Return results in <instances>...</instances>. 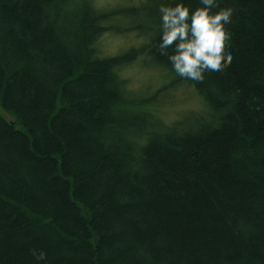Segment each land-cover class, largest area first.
<instances>
[{"label": "trees", "instance_id": "obj_1", "mask_svg": "<svg viewBox=\"0 0 264 264\" xmlns=\"http://www.w3.org/2000/svg\"><path fill=\"white\" fill-rule=\"evenodd\" d=\"M173 2L0 0V264H264V0H220L233 59L202 83L158 53ZM139 58L169 81L129 90ZM181 87L203 109L165 120Z\"/></svg>", "mask_w": 264, "mask_h": 264}, {"label": "clouds", "instance_id": "obj_2", "mask_svg": "<svg viewBox=\"0 0 264 264\" xmlns=\"http://www.w3.org/2000/svg\"><path fill=\"white\" fill-rule=\"evenodd\" d=\"M198 3V7L191 8L183 0H174L160 6L161 28L156 47L180 78L202 83L206 77L222 76L231 65L233 56L226 48L232 10L220 8V0Z\"/></svg>", "mask_w": 264, "mask_h": 264}, {"label": "rangeland", "instance_id": "obj_3", "mask_svg": "<svg viewBox=\"0 0 264 264\" xmlns=\"http://www.w3.org/2000/svg\"><path fill=\"white\" fill-rule=\"evenodd\" d=\"M125 0H96V4L101 8H108L116 3L124 2ZM117 26L123 25L121 20H117L114 23ZM99 52L103 56L117 55L125 52L131 45H139L140 40L136 38L134 33H111L105 32L98 38ZM143 58L137 59L132 63L124 65L120 70L121 76L126 80L129 90L140 94H149L154 90L167 83L171 76L165 71L150 67L143 63ZM175 103L165 105L159 109L160 115L165 120H173L185 111L189 110H201L203 105L197 96L188 87H181L176 90L173 96ZM0 108V114L7 119H11Z\"/></svg>", "mask_w": 264, "mask_h": 264}]
</instances>
